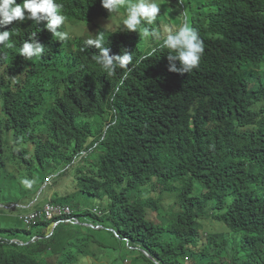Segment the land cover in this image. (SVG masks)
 Here are the masks:
<instances>
[{
	"label": "trees",
	"instance_id": "trees-1",
	"mask_svg": "<svg viewBox=\"0 0 264 264\" xmlns=\"http://www.w3.org/2000/svg\"><path fill=\"white\" fill-rule=\"evenodd\" d=\"M56 2L65 22L74 24L106 11L100 0ZM180 6L205 45L199 66L188 74L168 71L169 50L160 47L170 24L165 19L144 22L136 32L120 28L103 39L110 54L126 49L133 57L119 92L123 70L109 75L95 59L98 49L86 43L97 34L61 40L43 23L7 25L12 35L11 46L0 45L8 57L0 62V127L5 117H31L46 144L52 136L61 144L50 146L48 156L46 144L37 146L28 178L38 183L30 194L21 192L17 176L2 175L10 193L0 202L35 200L49 179L36 206L50 197L71 206L82 223L106 226L146 264L158 263L145 251L159 264H264V0H182ZM145 28L158 35L146 37ZM33 32L45 52L25 60L18 50ZM83 114L90 118L86 126L79 124ZM7 136L0 152L10 146ZM61 147L68 151L56 152ZM71 172L73 191L60 195ZM79 197L97 199L104 214ZM204 220L227 230L206 234ZM53 223L1 227L0 264H80L113 254L115 247L96 232L104 227L60 224L51 233ZM20 232L25 244L12 241ZM75 239L78 248L71 246ZM92 245L105 252L100 256Z\"/></svg>",
	"mask_w": 264,
	"mask_h": 264
},
{
	"label": "clouds",
	"instance_id": "clouds-1",
	"mask_svg": "<svg viewBox=\"0 0 264 264\" xmlns=\"http://www.w3.org/2000/svg\"><path fill=\"white\" fill-rule=\"evenodd\" d=\"M100 4L104 9H106L105 13L96 15L95 18L88 23L84 22V25H87L88 29L92 26H96L99 31H85L86 33L84 34H97V38L90 39L86 43L89 46L98 49L95 59L109 75L115 74L118 68L123 70L122 75L120 76L114 89L115 92H119L120 87L124 84L132 71L129 65L132 63L133 57L131 52L126 49L122 50L119 55L110 54L111 49L110 47L105 46V40L103 39L112 36L120 28L122 30L125 29V31L136 32L138 26H141L144 22L147 24L154 23L160 15L161 5L157 3V0H133V2H128L127 4L125 0H100ZM62 8L63 5L57 3L56 0H0V45L11 46L8 42L11 39L12 33L9 30H4L7 25L12 24L13 22H23L25 20H31L36 25L43 23L44 29H46L49 33L59 37L61 40L66 39L67 33L59 31L61 26L64 24L65 31L67 24H72L73 27L77 24L65 22V16L62 14ZM177 19L180 20L179 17H177ZM144 35L146 37L149 35L157 36L158 33L145 28ZM160 47L169 50L166 54V58L168 60V71L180 74L191 73L195 68H197L205 49L203 40L200 38L199 33L188 23L186 14L183 22L178 27L175 29L169 28L164 30L163 40ZM44 52L45 46L39 42L37 32H33L28 39L24 40L18 50V54L25 60L41 57ZM148 55L151 56L152 52H149ZM7 59V53L3 52V48L0 49V62L4 64ZM30 118L31 117L26 116L17 119L5 117V119L2 120L0 127V140L3 138L4 132H8L6 139L10 146H7L4 143L3 151L0 152V177L2 175L12 174L17 176L19 183V181L29 176L28 167L31 165L29 160L31 159L34 165L37 164V153H35V150L40 143L46 144L45 140L48 136L42 128L35 129L36 124ZM89 119V116H85L83 114V118L79 124L86 126ZM15 132L25 134L18 138L14 135ZM59 144H61V142H59L58 138L53 136L50 137V143L46 144L47 146L45 148L46 156L51 154V149L49 148L50 146H54L53 148L55 149ZM66 151L68 150L61 147L56 152L66 153ZM85 154H87V152L81 153V155ZM51 178L52 176L50 179ZM3 182L5 181L0 179V192L1 190H6V186H4ZM49 182L50 180L47 179L45 185L41 187L38 192L39 195L41 194L42 189H44ZM22 183L26 186H30L31 180L24 179ZM20 188L22 192V187L20 186ZM39 195L35 200L25 201V204L18 201L17 204L6 206L0 202V208L17 206L23 210L29 209L28 212L24 213L23 211L18 215V218L29 228L38 226L41 222L48 221L54 222L51 230L55 229V227L60 224L85 225L95 228L104 227L95 226L90 223H82L80 218H77L75 215V210L71 206L53 203L51 201V197L44 205L42 204L40 206H36ZM49 204L69 207L72 213L66 217H55L52 220H48L45 215H40V213H42L44 208ZM93 212L95 214H104L97 208L93 209ZM35 214H37L35 219L28 224L26 222V218ZM68 219L71 221H67ZM109 229L115 231L113 228ZM53 231H51V233ZM36 238L37 236L33 237L32 240H35ZM12 241L17 240L12 239ZM19 243L25 244V242L22 241ZM146 254L148 255V252ZM92 258L97 259L96 257ZM86 261L87 258H85V260L80 259L79 262L84 263ZM126 261H128V259H126Z\"/></svg>",
	"mask_w": 264,
	"mask_h": 264
},
{
	"label": "rangeland",
	"instance_id": "rangeland-1",
	"mask_svg": "<svg viewBox=\"0 0 264 264\" xmlns=\"http://www.w3.org/2000/svg\"><path fill=\"white\" fill-rule=\"evenodd\" d=\"M181 0H157V3H159L161 5V12L160 15L158 16L159 20H163L165 19L166 22H170V24L174 25L175 27H178L179 25L177 23H179L178 21H174L172 18H180V22L181 20H184V16H185V10L180 6V2ZM126 4L128 2H133V0H125ZM172 22V23H171ZM170 24L168 25V28L170 29H175L174 27H170ZM87 31H91V32H98L99 29L96 26H92L91 28L88 29L87 25H84V22L77 24L75 27L72 26V24H67L66 25V30L65 33H67V37L65 40H70L72 38L70 37H77L80 35H84V33H86ZM86 35V34H85ZM152 47V46H150ZM263 77H264V68L260 69ZM72 174L69 173L67 176L64 177V184H66L65 187H62L61 191H60V195H64L67 192H72L73 191V186L71 183V177L69 179V175ZM73 175L75 176V173H73ZM80 177H82V174H80ZM24 179H28L30 180L28 177L24 178ZM23 179V180H24ZM37 178H34L33 181H31L30 186H26L22 183L23 180L19 181L20 186L22 187V190L24 193L27 192V194H30L31 191H33L35 184H37ZM4 186H6V191H9L8 189V184L6 182H3ZM68 188H72L71 191H68ZM9 192H6L4 194H1L0 196H5V195H9ZM42 194V192H41ZM78 201L83 205V206H87L90 209H95L98 205V200L92 197H79L77 198ZM21 203L25 204L26 202L24 200H21ZM24 206V205H23ZM24 211V213L28 212V210H21V211H17L14 212L13 214H10V212L6 209V208H0V228H10V227H14V228H18V229H28V226H25L24 223L18 219V215L20 213H22ZM8 218V219H7ZM71 226L68 227V229ZM52 228V227H51ZM54 230V229H53ZM52 230V231H53ZM203 230L204 233L209 234V233H216L219 231H225L227 230L225 226L220 225L218 223H215L214 221H210V220H204L203 222ZM98 232L99 236H101L102 238H104L106 240V242L112 246L115 247V249H113V254H104L102 255L103 252L105 251H100L99 249L96 248L95 245H92V248L94 250H99V254L100 256L102 255V260H99L98 258H89L87 257V264H146V262L140 258V257H136L138 254L137 250L134 249H129V248H124L122 247L121 243L117 240L111 237V233L108 231V228H106V226H104V228L102 230L96 231ZM25 234L20 232L17 234V241H20L24 238ZM72 247L77 246V248L79 247L78 243L75 241L73 242V244H71ZM77 250V249H76ZM75 251V250H74ZM127 254L128 256H126V258L122 261L119 259L118 255H124ZM117 255V256H116ZM117 259V260H116ZM126 259H128V261H126ZM190 261L192 260H187L188 263H190ZM80 264H84V263H80Z\"/></svg>",
	"mask_w": 264,
	"mask_h": 264
},
{
	"label": "built area",
	"instance_id": "built-area-1",
	"mask_svg": "<svg viewBox=\"0 0 264 264\" xmlns=\"http://www.w3.org/2000/svg\"><path fill=\"white\" fill-rule=\"evenodd\" d=\"M71 213L72 211L69 207H62V206H56V205L49 204L44 208L43 212L40 213V215L41 214L45 215L46 219L52 220L55 217L69 216L71 215ZM36 216L37 214L27 217L26 222L30 224L35 219ZM67 221H71V220L68 219Z\"/></svg>",
	"mask_w": 264,
	"mask_h": 264
},
{
	"label": "water",
	"instance_id": "water-1",
	"mask_svg": "<svg viewBox=\"0 0 264 264\" xmlns=\"http://www.w3.org/2000/svg\"><path fill=\"white\" fill-rule=\"evenodd\" d=\"M147 253V252H146ZM148 256L152 259V260H154L156 263H158L159 264V262L152 256V255H150L149 253H148Z\"/></svg>",
	"mask_w": 264,
	"mask_h": 264
}]
</instances>
